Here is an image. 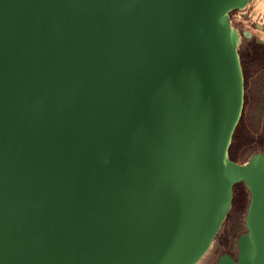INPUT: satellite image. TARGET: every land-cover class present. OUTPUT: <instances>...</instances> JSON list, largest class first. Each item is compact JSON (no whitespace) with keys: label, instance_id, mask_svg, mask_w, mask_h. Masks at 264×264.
<instances>
[{"label":"water","instance_id":"water-1","mask_svg":"<svg viewBox=\"0 0 264 264\" xmlns=\"http://www.w3.org/2000/svg\"><path fill=\"white\" fill-rule=\"evenodd\" d=\"M249 2L0 0V264H198L240 183L215 264H264V155L229 157Z\"/></svg>","mask_w":264,"mask_h":264},{"label":"trees","instance_id":"trees-1","mask_svg":"<svg viewBox=\"0 0 264 264\" xmlns=\"http://www.w3.org/2000/svg\"><path fill=\"white\" fill-rule=\"evenodd\" d=\"M238 53L244 78V105L232 136L229 157L235 162L243 163L254 153L264 155V111L258 112L261 101L255 97L256 90L261 88L258 80L264 78V45L254 38L242 39ZM248 202L249 194L244 185H235L230 212L213 242L223 249V253H229L231 244H235L242 233L240 230L244 231Z\"/></svg>","mask_w":264,"mask_h":264},{"label":"rangeland","instance_id":"rangeland-1","mask_svg":"<svg viewBox=\"0 0 264 264\" xmlns=\"http://www.w3.org/2000/svg\"><path fill=\"white\" fill-rule=\"evenodd\" d=\"M250 9V18L251 21L255 20L259 15H261L258 18V22L261 24H264V0H252L248 7H246L243 11H248ZM240 12L242 11H235L231 13L230 15V21L233 27L238 28V21ZM248 25H251L250 22L247 23ZM238 26V27H237ZM244 26H246L244 24ZM239 29V28H238ZM240 30V29H239ZM248 30V29H246ZM253 34L256 35L258 38L261 39V41H264V33H261L260 31H253ZM245 40H250L248 37H243ZM241 42V41H240ZM258 84L261 85V88L257 89L255 92V97L258 98L260 103V109L258 112L264 111V78H260L258 80ZM250 87V84H249ZM248 106V105H247ZM243 232V230H240ZM236 252V246L235 244H231V247L229 249V254H235ZM223 253V249L216 244H213L211 249L208 251V253L200 260L198 264H215L218 256Z\"/></svg>","mask_w":264,"mask_h":264},{"label":"flooded vegetation","instance_id":"flooded-vegetation-1","mask_svg":"<svg viewBox=\"0 0 264 264\" xmlns=\"http://www.w3.org/2000/svg\"><path fill=\"white\" fill-rule=\"evenodd\" d=\"M252 0H250V2H251ZM250 2H249V4H250ZM249 4H248V6H249ZM247 6V7H248ZM261 15H259V17H260ZM259 17H257L256 19L258 20V18ZM250 18V9L248 10V11H242V12H240V16H239V21H238V28L240 29H238V28H236L240 33H242V32H245V31H247L248 33H250L251 34V36H250V38L249 39H251V38H254V39H256L257 41H258V43H259V41H261V39L260 38H258L256 35H254L253 34V31H260L261 33H264V24H261V23H259L256 19L255 20H253V21H251V19H249ZM248 22H250V24L251 25H248L247 23ZM244 24L246 25V26H244ZM246 29H248V30H246ZM243 37L244 36H241V40L243 39ZM264 42V41H263ZM262 45H264V44H262Z\"/></svg>","mask_w":264,"mask_h":264}]
</instances>
